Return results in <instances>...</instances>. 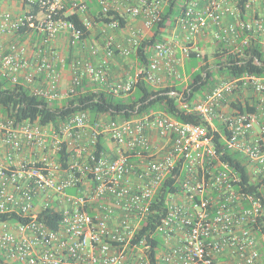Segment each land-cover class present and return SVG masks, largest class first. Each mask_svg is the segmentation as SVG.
<instances>
[{
    "label": "built area",
    "instance_id": "2783aa9c",
    "mask_svg": "<svg viewBox=\"0 0 264 264\" xmlns=\"http://www.w3.org/2000/svg\"><path fill=\"white\" fill-rule=\"evenodd\" d=\"M95 1L97 11L138 19L151 31L169 0ZM10 2L13 9L5 6ZM75 14L86 30L106 35L120 29L118 20L96 21L85 0H3L0 75L60 105L84 80L125 96L142 74L154 87L162 85L164 70L180 79L184 60L191 52L201 56L204 41L238 52L254 40L264 49V0H187L174 24L177 40L155 42L147 69L113 83L107 58L116 52L130 56L142 30L126 23L128 42L107 35L104 59L94 62L98 49L89 45V57L66 63L53 43L63 34L69 45H78L82 30L63 18ZM26 25L31 30L17 34ZM8 35L12 40L2 44ZM24 37H35L36 43ZM58 64L69 66L66 88ZM180 107L201 115L209 128L164 112L130 118L102 114L91 122L87 111H79L58 123H42L18 121L0 110V215L8 217L0 221L1 262L264 264V234L258 235L264 183L258 188L263 198L245 190L238 170L220 158L213 134L226 150L240 154L251 179L264 178V74L220 77ZM170 179L159 224L151 234L142 232V221ZM44 211L59 215L57 228L40 221Z\"/></svg>",
    "mask_w": 264,
    "mask_h": 264
},
{
    "label": "trees",
    "instance_id": "16d2710c",
    "mask_svg": "<svg viewBox=\"0 0 264 264\" xmlns=\"http://www.w3.org/2000/svg\"><path fill=\"white\" fill-rule=\"evenodd\" d=\"M2 1L0 0V5ZM186 1L169 0L161 13L159 21L152 27L150 36L143 37L139 40L138 45L130 54L137 61L139 68L143 70L147 69L150 62V46L155 42L162 41L165 33L174 28L175 21L182 13ZM85 2L88 5L90 14L96 21L109 22L118 20L119 28L122 29L125 27L127 23L126 17H119L111 12L103 14L99 10L97 11V3L95 0H85ZM61 16L63 17V15ZM63 18L73 21L82 30L81 39L77 42L78 45L89 38L91 31L86 30L82 26L79 16L75 14L67 15ZM30 30L31 27L26 25L21 27L17 31V34L23 37ZM69 46L72 47L71 45ZM197 58L201 59L202 63L198 67H189L192 73L187 86L183 88L175 86L171 88L162 86L154 87L143 79L142 74L139 76L138 81L129 94L116 96L101 86L92 83L90 80H84L83 84L69 98L63 100L60 105L33 96L29 91L20 86L8 83L0 75V110L2 113L14 117L18 121L37 119L42 123H58L79 111H87L91 122L102 114L112 118L116 116L130 118L143 116L151 112H164L179 121L202 124L209 128L208 123L201 115L182 109L180 107L181 102H190L196 99L216 84L220 77L232 78L244 73L263 75L264 49L254 40H251L246 47L238 52H232L222 43H215L211 53L203 54L201 57L196 52H191L188 59ZM65 61L67 63L70 62V54L65 58ZM171 91L176 92L178 95L171 96L169 94ZM179 95L181 98L178 97ZM235 106L239 107V102ZM213 134L220 150V158L238 170L242 177L244 189L257 197L263 198V192L258 190V188L264 183V178L251 179L247 169L242 165L240 154L226 150L223 147L222 141L219 140L218 134L215 132ZM99 146H102L101 140ZM172 180L170 179L167 185L163 183L155 198L151 216L149 215V217L142 221V232L150 229L151 234L159 224V220L165 211L163 199L168 188H171ZM262 200L264 202V198ZM6 218L8 217L0 215V221ZM39 219L51 229L57 228L59 224V215H52L48 211H44ZM17 220L19 219L17 218ZM260 223L258 235L264 234V221L261 220ZM153 241L155 244H159L157 234H154ZM260 252L264 256V245ZM153 253H155V250L151 251V254ZM0 264L4 263L0 260Z\"/></svg>",
    "mask_w": 264,
    "mask_h": 264
},
{
    "label": "crops",
    "instance_id": "0c3cea01",
    "mask_svg": "<svg viewBox=\"0 0 264 264\" xmlns=\"http://www.w3.org/2000/svg\"><path fill=\"white\" fill-rule=\"evenodd\" d=\"M8 6L13 9L15 7V4L13 3V5H8ZM127 23H128V25H131V27H133L135 30H138V29L142 30L141 34H140L141 38L150 36L151 31L143 29L141 26V22L138 19L127 18ZM115 31L117 33L116 37H118L121 40V43L120 42L119 43L125 45L128 42V37L130 35V31L126 27H124L122 29L115 30ZM110 32H109V34L105 35V34H100L101 32L99 30H96V31L91 30L89 38L83 44L70 47L69 43H68L66 55L68 56L70 54V61L77 56L89 57L88 46L90 44L91 45L93 44L98 49V54L95 57H92L94 62H98V61L104 59V57H105L104 56V49H103L104 41H105L107 35H110ZM167 35H169V33L167 34V32H166L164 35V39H167L169 41L170 40H177V36L175 33L170 35V36H167ZM66 37H67V35L60 34L55 39L53 45H54L55 49L57 50V52L61 51L60 49H62L63 44L65 42L64 39ZM12 38H13L12 35H8V36L4 37L2 40V44H7ZM207 42L210 44H213V45L215 44V43H212V41H204L202 43L204 44ZM186 64H187V60L185 59L184 60V66L180 69L182 72L184 71ZM57 68L60 69V71L62 73L61 86H62V88H66L68 85L70 76H71L69 66L66 64L62 68L60 66V64H58ZM107 68H108L110 81L113 83H116V82L123 81V80L127 79L129 76L134 75L136 70L139 67L137 66V61L134 58H132L131 56L124 57V56H121L118 52H116L113 57L107 58ZM161 74L163 75V78H164L163 83L161 85L162 87L171 88L172 86H175V87L179 88L181 85V88H183V87L187 86L188 81H186L187 78L184 76H183L184 81H179V79H177L176 77L170 76L168 73H165V70L163 72H161Z\"/></svg>",
    "mask_w": 264,
    "mask_h": 264
},
{
    "label": "rangeland",
    "instance_id": "374dc122",
    "mask_svg": "<svg viewBox=\"0 0 264 264\" xmlns=\"http://www.w3.org/2000/svg\"><path fill=\"white\" fill-rule=\"evenodd\" d=\"M8 5H13V2H10V3H6L5 4V6L7 7ZM9 7V6H8ZM97 29H94V31H96ZM173 30L174 29H171L170 31L168 30L167 31V34L169 33V35H167V36H170V35H172V34H174L173 33ZM100 34H102V33H100ZM99 34V35H100ZM110 35L112 36V38H113V41H115L116 43L118 42H120L121 43V40L118 38V37H116V35H117V33H116V31H111L110 32ZM164 39V38H163ZM12 40V39H11ZM18 40V39H17ZM19 40H20V38H19ZM22 40H28L29 42H30V44L31 45H33V44H35L36 43V39H35V37L33 38V39H27V37H24ZM65 42H64V44H63V47H62V49H60L61 51H59V54H60V56L61 57H64V58H67V55H66V50H67V46H68V38L66 37L65 39ZM167 40V39H166ZM91 45V44H90ZM93 45V44H92ZM213 49H214V45L213 44H210V43H204V45H203V49H202V51H200V53L203 55V54H209V53H211L212 51H213ZM202 55H201V57H202ZM187 60V64H186V66H185V69H184V71L182 72L180 69H179V74L181 75L180 76V79H179V81H184L183 79H184V77H186L187 78V80L186 81H189V78H190V75H191V70L189 69V67L190 66H196V67H198L199 65H200V63H202V60L201 59H199V58H197V59H186ZM210 62H212V60H210ZM184 76V77H183ZM183 87V86H182ZM179 88H181V85H180V87Z\"/></svg>",
    "mask_w": 264,
    "mask_h": 264
}]
</instances>
